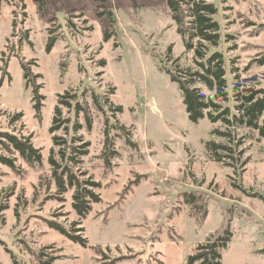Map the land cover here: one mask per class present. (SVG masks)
I'll list each match as a JSON object with an SVG mask.
<instances>
[{"label":"rangeland","instance_id":"1","mask_svg":"<svg viewBox=\"0 0 264 264\" xmlns=\"http://www.w3.org/2000/svg\"><path fill=\"white\" fill-rule=\"evenodd\" d=\"M206 1L221 36L208 56L223 53L234 114L236 74L241 91L264 88V0ZM177 65L198 68L167 0H0V131L33 151L0 136V264H187L227 222L222 264H264V139L191 122L163 71ZM210 140L233 147L230 165ZM51 156L68 167L62 187ZM82 181L99 196L84 216L73 205Z\"/></svg>","mask_w":264,"mask_h":264},{"label":"trees","instance_id":"2","mask_svg":"<svg viewBox=\"0 0 264 264\" xmlns=\"http://www.w3.org/2000/svg\"><path fill=\"white\" fill-rule=\"evenodd\" d=\"M167 3L177 25V32L181 35L186 50L194 51L195 64L198 67L185 69L177 65L174 69L163 70L181 90L189 120L198 123L207 117L212 123H223L227 129L224 131L215 129L214 133L230 141L233 138V130L244 126L256 130L264 139V88L244 87L241 91L239 77L236 74V81L233 84L236 113L232 114L229 106L222 105V102L229 100L225 59L220 51H215L208 56L209 46H218L221 38L219 24L214 19L217 14L216 6L206 0H167ZM103 14V11L99 13L100 16ZM23 68L25 69L24 65ZM28 75L25 72V78H28ZM198 84H203L209 90L215 91V95L207 96ZM34 92L36 93L35 90ZM0 136L8 139L23 154H29V151L33 153L28 143L21 141L17 136L3 131H0ZM207 146L212 156L219 162L230 165L224 157L228 160L235 158L233 147L228 144L210 140ZM66 156L65 152L61 151L62 161ZM68 158L75 159L73 155H69ZM50 162L54 166L53 173L57 184L62 187L63 175L68 167L62 166L61 162L53 156L50 157ZM72 178L70 175L69 179L72 180ZM95 186L98 184L93 181H82L77 184L73 205L79 215L84 216L89 211L91 203L99 199L93 189ZM198 194V191L185 192V197L186 202L199 213V219L203 220L207 217L208 208L203 197ZM221 230L199 243L194 253L189 256L187 264H222L223 252L229 247L233 238L230 222L223 225ZM72 238L85 244L83 238L75 236ZM261 252L264 253V248Z\"/></svg>","mask_w":264,"mask_h":264}]
</instances>
